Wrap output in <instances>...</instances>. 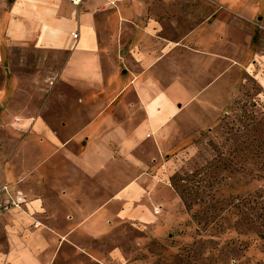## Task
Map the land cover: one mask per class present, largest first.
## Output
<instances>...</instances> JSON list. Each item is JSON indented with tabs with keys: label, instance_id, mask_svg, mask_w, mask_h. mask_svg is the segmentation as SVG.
Returning a JSON list of instances; mask_svg holds the SVG:
<instances>
[{
	"label": "crops",
	"instance_id": "obj_1",
	"mask_svg": "<svg viewBox=\"0 0 264 264\" xmlns=\"http://www.w3.org/2000/svg\"><path fill=\"white\" fill-rule=\"evenodd\" d=\"M219 1L0 0V91L15 85L9 105L24 114L0 127V188L26 198V212L0 222V264H52L74 237L101 239L123 222L145 224L148 204L160 216L158 204L180 202L152 165L194 99L178 106L174 92L214 74L201 56L219 59ZM124 164L138 171L126 184Z\"/></svg>",
	"mask_w": 264,
	"mask_h": 264
},
{
	"label": "rangeland",
	"instance_id": "obj_2",
	"mask_svg": "<svg viewBox=\"0 0 264 264\" xmlns=\"http://www.w3.org/2000/svg\"><path fill=\"white\" fill-rule=\"evenodd\" d=\"M219 3L225 10L213 27L212 52L219 59L201 56L204 65L213 63L214 74L174 92L178 106L194 99L170 122L168 128L175 129L165 154L152 165L163 167L166 177L160 176L189 209L172 198L158 204L163 212L156 216L148 204L145 224L123 222L101 239L74 237L77 250L66 244L52 264H264V240L247 237L264 233V0ZM206 30L195 37H206ZM197 47L210 49L205 43ZM19 58L12 67L17 72ZM15 90L0 91V127L24 118L17 104L9 105ZM122 171L124 184L138 173L130 164ZM125 207L117 201L106 217L110 209Z\"/></svg>",
	"mask_w": 264,
	"mask_h": 264
},
{
	"label": "built area",
	"instance_id": "obj_3",
	"mask_svg": "<svg viewBox=\"0 0 264 264\" xmlns=\"http://www.w3.org/2000/svg\"><path fill=\"white\" fill-rule=\"evenodd\" d=\"M71 4L74 6H80L83 4L84 0H70ZM26 198L23 194L13 195L10 191L9 185H4L0 188V222L5 216V213L11 212L13 210H19L20 212L24 211L23 205ZM157 215L161 214V209L158 208L155 210ZM35 227L41 228L44 227L40 222L35 221Z\"/></svg>",
	"mask_w": 264,
	"mask_h": 264
},
{
	"label": "trees",
	"instance_id": "obj_4",
	"mask_svg": "<svg viewBox=\"0 0 264 264\" xmlns=\"http://www.w3.org/2000/svg\"><path fill=\"white\" fill-rule=\"evenodd\" d=\"M176 190V189H175ZM179 195H180V198L183 200V202L185 203V205H186V207L189 209V204L187 203V201H186V199L184 198V196L181 194V193H179ZM248 237V239L249 240H251V239H253L254 237L255 238H257V239H261V240H264V233H253V235H249V236H247ZM254 238V239H255Z\"/></svg>",
	"mask_w": 264,
	"mask_h": 264
}]
</instances>
